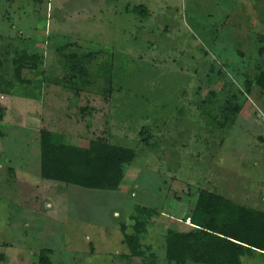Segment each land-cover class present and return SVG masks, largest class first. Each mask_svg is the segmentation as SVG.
<instances>
[{
    "label": "rangeland",
    "instance_id": "rangeland-1",
    "mask_svg": "<svg viewBox=\"0 0 264 264\" xmlns=\"http://www.w3.org/2000/svg\"><path fill=\"white\" fill-rule=\"evenodd\" d=\"M22 51L39 57L20 74L27 83L14 77ZM73 52L91 56L86 76L71 73ZM0 58L11 84L0 122V264H38L42 250L51 264H144L151 254L167 264L165 232L190 228L200 190L264 212V95L244 89L264 58V0H0ZM228 106L239 113L214 121ZM42 129L136 158L114 192L43 180ZM136 205L159 215L142 239L151 250L126 259L121 225Z\"/></svg>",
    "mask_w": 264,
    "mask_h": 264
},
{
    "label": "trees",
    "instance_id": "trees-1",
    "mask_svg": "<svg viewBox=\"0 0 264 264\" xmlns=\"http://www.w3.org/2000/svg\"><path fill=\"white\" fill-rule=\"evenodd\" d=\"M142 9V8H140ZM141 12V10L139 11ZM67 46L61 47L66 49ZM12 61L14 77L20 83V74L30 63L36 69L39 57L26 51L16 54ZM73 75L86 76V63L91 56L79 59L76 52L65 56ZM4 61L0 58V93H9L11 84L4 81L1 71ZM73 75L69 77L75 78ZM77 76V75H76ZM63 78L66 86L71 87ZM72 81V80H71ZM68 84V85H67ZM256 88L264 95V58L256 65L255 72L244 81L246 94ZM238 106H228L220 116L239 113ZM5 108L0 104V122ZM143 141L149 145L146 138ZM136 158V152L127 147L112 145L103 141H90L87 147L65 142L64 136L45 129L39 131V175L47 181L60 182L93 191H117L125 177V169ZM158 212L136 205L129 215L130 225H121L123 243L130 258L144 257L151 247L142 242L150 222ZM188 230L168 228L165 232L164 258L167 264H242V258L252 253L264 254V212L240 205L223 196L200 190L194 208L188 217ZM128 228L131 232H127ZM48 250L40 251L38 264H51ZM144 264H155V256Z\"/></svg>",
    "mask_w": 264,
    "mask_h": 264
},
{
    "label": "crops",
    "instance_id": "crops-1",
    "mask_svg": "<svg viewBox=\"0 0 264 264\" xmlns=\"http://www.w3.org/2000/svg\"><path fill=\"white\" fill-rule=\"evenodd\" d=\"M23 97V98H22ZM25 96H21L20 97V100H22L23 101V99L25 100V101H27L26 103H29V102H32V101H30V100H32L31 98L32 97H27V99L26 98H24ZM8 101V94H4V93H0V104L5 108V112H7V107H6V102ZM20 102V101H19ZM34 107V106H33ZM5 118L3 117V120H4ZM2 123H4V121L2 122ZM257 253H259V252H257ZM253 254L254 253H252V254H250V255H248V256H245V257H243L244 259L245 258H251L252 256H253ZM261 256H264V254H261V253H259ZM242 258V259H243ZM243 263V262H242ZM188 264V263H187Z\"/></svg>",
    "mask_w": 264,
    "mask_h": 264
}]
</instances>
